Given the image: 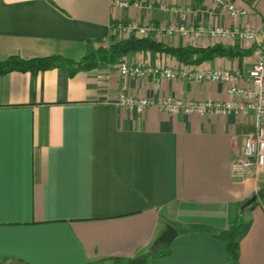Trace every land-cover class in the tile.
Segmentation results:
<instances>
[{"label":"crops","instance_id":"obj_1","mask_svg":"<svg viewBox=\"0 0 264 264\" xmlns=\"http://www.w3.org/2000/svg\"><path fill=\"white\" fill-rule=\"evenodd\" d=\"M119 1L0 0V61L79 60L101 40L109 45L132 37L115 33L113 25L133 21L264 29V0H227L244 11L237 18L211 0H128V7ZM149 37L175 48L222 44L241 54L185 63L148 50L73 74L66 67L0 74V257L10 258L8 264H86L150 254L167 224L221 229L238 212L251 221L239 264H264V200L242 209L263 183L250 175L243 184L231 175L253 115H171L155 106L137 114L117 104L123 85L153 98H227L225 83L123 77L121 61L246 73L255 46L239 39ZM145 264H228L227 249L211 233L192 230L178 233L168 255Z\"/></svg>","mask_w":264,"mask_h":264},{"label":"built area","instance_id":"obj_2","mask_svg":"<svg viewBox=\"0 0 264 264\" xmlns=\"http://www.w3.org/2000/svg\"><path fill=\"white\" fill-rule=\"evenodd\" d=\"M211 1L221 5L233 18L244 13L227 0ZM117 4L123 7L132 5L128 0L119 1ZM133 4L143 5L141 1H135ZM113 30L115 33L137 37H149L154 34L159 39L180 34L193 42L207 37L213 40L239 39L255 46L254 63L246 73L234 72L228 68H199L183 63L172 66L146 62L130 64L121 61L119 70L123 77L225 83L227 98L196 100L172 95L153 98L131 94L123 85L117 95V104L121 109L137 114H143L153 106L171 115L184 113L207 117L235 113L245 117L252 114L253 130L246 135L241 150L231 163V175L236 182L243 184L247 182L250 175L264 183V29L249 26L242 29L237 26L228 28L221 25H167L165 23L158 26H142L138 21H133L125 25L115 24ZM241 79L244 80V84L240 83Z\"/></svg>","mask_w":264,"mask_h":264},{"label":"trees","instance_id":"obj_3","mask_svg":"<svg viewBox=\"0 0 264 264\" xmlns=\"http://www.w3.org/2000/svg\"><path fill=\"white\" fill-rule=\"evenodd\" d=\"M99 42L100 46L96 50L90 51L79 60L61 55H48L30 59L11 56L6 60L0 61V74L13 70H30L32 72H38L54 67L69 68L73 74L78 70H92L103 64L117 62L130 52L148 50L170 53L185 63H199L214 58L215 56L235 57L241 54L240 48L227 47L222 44H216L205 48L195 46L175 48L151 37H137L135 35L128 39L114 41L109 45H105L103 40ZM256 196L257 199L251 204L252 206L264 200V183L259 186ZM171 225L177 229L178 233H185L192 230H202L211 233L225 243L228 264H239L240 243L249 231L251 221L244 219L238 212L230 221L228 227L221 229L213 228L206 224L172 223ZM170 243L171 242L155 245L150 254H140L131 258L113 257L86 264H100L103 262H108L109 264L110 262L111 264H123L124 261H127L128 264H145L150 257L155 258L168 255L170 253ZM9 259L8 257H0V264H8Z\"/></svg>","mask_w":264,"mask_h":264},{"label":"water","instance_id":"obj_4","mask_svg":"<svg viewBox=\"0 0 264 264\" xmlns=\"http://www.w3.org/2000/svg\"><path fill=\"white\" fill-rule=\"evenodd\" d=\"M257 199V196H252L243 206L242 209H244L246 206H249L251 203H253ZM178 235L177 229L171 225L167 224L165 227V230L157 236V238L152 243L150 249L147 251V253H151L155 247V245L160 243H169L172 242L173 239Z\"/></svg>","mask_w":264,"mask_h":264}]
</instances>
